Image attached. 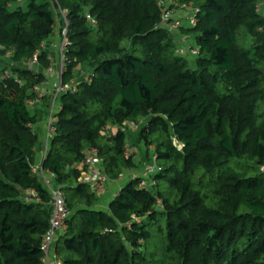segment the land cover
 Here are the masks:
<instances>
[{
    "label": "trees",
    "instance_id": "trees-1",
    "mask_svg": "<svg viewBox=\"0 0 264 264\" xmlns=\"http://www.w3.org/2000/svg\"><path fill=\"white\" fill-rule=\"evenodd\" d=\"M263 1L179 0L198 9L180 30L199 49L187 58L159 26V0H0V264H45L49 190L32 167L51 98L27 101L45 78L40 44L59 9L62 80L78 64L90 76L57 97L41 161L70 212L53 244L61 264H264ZM36 50L35 72L22 63ZM128 122L157 170L129 176L103 209L77 165L93 147L109 181L136 167Z\"/></svg>",
    "mask_w": 264,
    "mask_h": 264
},
{
    "label": "built area",
    "instance_id": "built-area-1",
    "mask_svg": "<svg viewBox=\"0 0 264 264\" xmlns=\"http://www.w3.org/2000/svg\"><path fill=\"white\" fill-rule=\"evenodd\" d=\"M159 5L162 7V15L159 26L173 33L174 35H176V33L178 32V37L174 39L176 53L187 58H193L197 56V54L199 53L198 46L194 43V41L191 42L192 38L181 33L180 30L181 27L189 28L195 26V15L198 12V9L194 8L191 4L180 3L179 0H159ZM188 9H191V14H189L188 17H183L182 15ZM66 13L67 11L65 9H59V13L56 17V20H58L57 27L60 28L58 29L59 34L56 28V39L58 40V43H51L49 40H47L46 42H42L40 44V49L47 51V59L49 61V65L44 69V80L41 82V84L33 87V90L36 92L35 97L27 101L28 106L33 107L34 105L39 104L41 99L45 95L51 98L49 114L47 115L45 120L48 134H50L53 130L52 123L55 120V118L53 117V113L55 109L59 107L56 101L57 97L59 96V94L75 91L80 81L72 78L69 82L64 83L62 80L65 66L69 62V59L66 56V47L68 43L66 39L68 24ZM86 18L91 23H95V19L90 16V14L87 13ZM62 21L63 28L61 26ZM39 55L40 50H36L32 54V56L29 59L25 60L22 64L24 65L25 63H27L28 67L36 72L40 65ZM11 75L13 76L15 81L21 82V80H19L17 76L14 75L11 71H4L5 77H9ZM82 79L89 80V74L84 76ZM137 126L138 124H135L134 122H128L124 123L121 126V129L125 131L127 128L135 129L137 128ZM103 133L105 134V131H103ZM47 140L48 138L46 139L44 148L41 151L42 159L45 156ZM41 161L40 163L33 165L32 171L39 172L43 176L44 174L42 172ZM101 162L102 159L97 155L96 148L91 147L87 148L84 151L83 160L77 165L81 170L79 181L87 184L90 189L97 195L102 194L105 185L109 182V179L103 171ZM145 168L146 171L143 174L151 173L157 170L155 165H146ZM47 174L49 175V177L54 179L52 173L47 172ZM121 176L122 175L119 176L118 180H120ZM43 181L49 190V198L46 204L51 208L49 227L42 240V250L44 252L43 261L45 264H48L50 259H52L53 264H61L60 258L56 255L53 249V244L57 232L65 228V222L70 212L67 208L65 197L61 188L49 183L50 179L48 180L44 176ZM144 185L145 181H142L139 184L140 187H143ZM24 197L26 200H39V197H37L35 192L31 189L24 190Z\"/></svg>",
    "mask_w": 264,
    "mask_h": 264
},
{
    "label": "rangeland",
    "instance_id": "rangeland-1",
    "mask_svg": "<svg viewBox=\"0 0 264 264\" xmlns=\"http://www.w3.org/2000/svg\"><path fill=\"white\" fill-rule=\"evenodd\" d=\"M24 5H25V3H24ZM261 13L264 15V1L262 2V5H261ZM189 14H191V9L186 10V12L183 15L182 14H180V15H182L183 17H188ZM57 23H58V20L55 21V25H54L53 32H52L51 36L48 38V40L51 43H55V42L58 41L56 39V28H57V30L60 29V28L57 27ZM58 34H59V30H58ZM191 42H193V38H192ZM25 64H24V66L28 67V64L27 63H25ZM88 71H89V68L86 67V66H84L83 64L76 65L75 66V70H74V72H75L74 73V79L77 80V81L81 80L84 76H86L88 74ZM139 128H140V124H138V127L136 129L127 128V130H126V135H127V140H128L127 149H128V154H131V156L134 155V159L137 162L136 164H137V167L139 168V171L143 172V170L146 167V165H155L156 166L157 163H154V161H152V158H151V156L153 154V150H150L149 149V151H148L146 149V147L143 146L142 143H139L138 144L135 141L136 140V136H137V130ZM39 129L40 128L37 127V132L39 131ZM38 135H40L39 132H38ZM155 136H156V134L153 135V137H155ZM40 141L41 140H40V137H39V142ZM39 142H38V144H39ZM38 144H37V146H38ZM37 146H36V148H37ZM145 155L146 156L148 155V156L146 157ZM143 156H144L145 162L144 163H141V161L138 160V159L139 158H142ZM41 159L42 158H41V154H40V158L35 162V164L40 163ZM129 172H132V171H130L129 169H125L123 171V174H122L120 180L116 181L117 183L115 181H111L110 183H107L105 185L104 191L98 197L99 198L98 206L100 208L106 209L107 208L108 201H109V200H107L108 199L107 197H111L112 196L111 194H110L111 196H109V195H107V194L104 193V192L107 191V188L110 185H116L117 187L115 189L117 190L120 185L124 184L127 181L128 177L130 176L128 174ZM43 176L45 178H47L48 180L50 179L49 183H51L54 186H57L56 183H55V181L53 180V178L49 177V175L47 173H45ZM43 176H42V178H43ZM108 184H109V186H108Z\"/></svg>",
    "mask_w": 264,
    "mask_h": 264
},
{
    "label": "crops",
    "instance_id": "crops-1",
    "mask_svg": "<svg viewBox=\"0 0 264 264\" xmlns=\"http://www.w3.org/2000/svg\"><path fill=\"white\" fill-rule=\"evenodd\" d=\"M190 38H191V36L190 35H188ZM178 37V32L176 33V35L174 36V39H176ZM46 120V119H45ZM45 120L40 124V125H38L37 127L38 128H40L39 129V137H40V142H39V144H38V146H37V148L35 149V160L37 161L39 158H40V154H41V151L43 150L42 148H44V143H45V141H46V139L47 138H49L50 136H51V134H48L47 133V129H46V124H45ZM37 127H36V129H37ZM37 132V133H38ZM140 155V154H139ZM138 157V156H137ZM138 160H140L141 161V163H144L145 162V159H144V156L142 157V158H139ZM130 171H132V172H129L128 174L131 176V175H135V174H137V175H139V174H141L142 172L141 171H139V168L136 166V167H134L132 170H130ZM134 171V172H133ZM131 173V174H130ZM111 181H109L108 183H110ZM117 183V182H116ZM108 186H109V184H108ZM117 186L116 185H110L108 188H107V191L106 192H104L105 194H107V195H109V196H113V194L116 192V188ZM104 194V195H105ZM111 194V195H110ZM112 196L111 197H107L108 199L107 200H110L111 198H112ZM104 200V199H103ZM48 264H53V261H52V259H50V261H49V263Z\"/></svg>",
    "mask_w": 264,
    "mask_h": 264
}]
</instances>
